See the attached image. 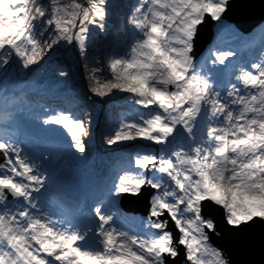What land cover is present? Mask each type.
<instances>
[{
  "label": "snow or ice",
  "instance_id": "6c2138e0",
  "mask_svg": "<svg viewBox=\"0 0 264 264\" xmlns=\"http://www.w3.org/2000/svg\"><path fill=\"white\" fill-rule=\"evenodd\" d=\"M228 2L131 6L125 29L131 43L108 59L107 76L94 66L86 79L92 96L127 94L128 103L144 110L121 119L105 143H146L90 205L63 201L59 214L43 211L49 177L42 161L58 154L41 153L38 163L19 141L0 134V264H228L210 243L217 226L205 203L222 208L234 229L264 222V47L242 64L233 63L236 49L210 50L197 60L194 48L198 26L206 18L223 23ZM108 7L109 0H0V70L13 64L30 70L61 44L87 56L92 29L107 32ZM259 36L264 44V27ZM239 38L246 45L254 40ZM23 87L0 88L6 121L23 111L14 107L22 102L31 111L27 92L15 95ZM36 107L43 126L62 129L75 153L86 155L84 120ZM146 189L152 190L148 214L129 228L117 200Z\"/></svg>",
  "mask_w": 264,
  "mask_h": 264
},
{
  "label": "rangeland",
  "instance_id": "374dc122",
  "mask_svg": "<svg viewBox=\"0 0 264 264\" xmlns=\"http://www.w3.org/2000/svg\"><path fill=\"white\" fill-rule=\"evenodd\" d=\"M135 2L136 0H109L108 18L106 21L107 32L102 33L95 28L92 29V39L89 41L87 56H80L78 49L75 47L61 44L59 45L61 47L60 53L53 55L52 60H50L48 65L44 64L42 67H37L36 69L29 71L13 64L7 69L6 73L3 70H0V88H5L6 86L5 90L9 93L12 92L14 86L22 84L24 87L20 88L15 95L20 96L21 92L28 90L29 88L27 87V84L29 83L26 84V81H24V78H27L32 84H37L42 87L36 89L34 92L47 93L51 98L54 96L63 98L62 101L56 102L57 104L50 105V101L35 102L34 99H29L27 94L26 100L31 102V111L28 110L29 106L22 102L20 108H22L23 111H19V115L15 117L14 122L18 123L19 127L24 128H21V131L30 133L37 143L39 142L48 146V149L43 153L51 152L53 154H58L55 158L49 157V160L42 161V163L45 164L42 167L46 170V174L49 177L48 182L57 189L67 192L69 196L78 197L80 189L83 187L91 194L98 193V189L101 188L99 187L100 181L102 178L106 177V173L110 168L111 162L106 159V153H111L110 157L113 156L117 160L124 159L125 163L130 155H134L140 151L141 145L146 143L136 141L113 146L107 145L105 143L106 136L114 130L120 120L132 118L129 114L131 108H134L137 111L144 110L138 109L128 103L125 99L127 94L115 93L113 94V96L115 95V98L112 101L114 103H125L126 110L124 112L121 110L117 111L112 119H108V106L113 102L108 101L106 104H100L98 106L92 105L91 100H94L93 96L88 91V86L83 82L84 80H88L86 77L88 76L91 67L94 66L104 67L105 72L102 75L107 76L106 64L108 59L114 55L122 53L125 47L131 43L130 35L127 36L130 38L127 43L126 41L116 43V41L119 37V30L130 28V26L126 24V18L131 6ZM119 4H121V6ZM123 4L124 9H122ZM121 9L124 10V12H121ZM222 21L223 23L215 22V29L222 31L225 34H229V30H233L237 33V31L230 25L226 24L223 19ZM112 29L115 30L113 34L110 32ZM106 35H109L111 37L110 40L112 39L113 42L107 41L105 38ZM220 43L221 44L219 45L218 43L214 49H227L224 47L222 40ZM85 65H88L89 67L86 68ZM62 66H64V69H66L68 73L66 78H61L57 75V72L59 69H62ZM74 70L75 72H78V76H80L77 80L69 78ZM72 85H75L76 88ZM70 99H79L83 101L85 107L83 108L81 105L76 108L77 110L72 109L73 107H71L69 102ZM37 104H44L54 110L71 112L87 123L90 135L85 138L87 146V153L85 156L82 157L80 154L75 153L74 149L70 147V138L62 129L56 128L53 130L51 127H45L40 123V120L37 119V117L42 116L43 113H41L36 107ZM106 120L109 122L105 123L108 131L105 130V133L98 131L97 122H106ZM152 147L155 148L156 146ZM133 148H135L134 152L132 151ZM33 156L38 163H41L40 155L36 156L34 154ZM110 186L111 184L109 187ZM136 205L139 207L142 206V204ZM118 206L119 199L116 204L117 210H119ZM135 214L136 216L134 218L138 219L141 216L146 217L148 212L145 215L139 211ZM169 226H171V224Z\"/></svg>",
  "mask_w": 264,
  "mask_h": 264
},
{
  "label": "water",
  "instance_id": "95a60500",
  "mask_svg": "<svg viewBox=\"0 0 264 264\" xmlns=\"http://www.w3.org/2000/svg\"><path fill=\"white\" fill-rule=\"evenodd\" d=\"M222 17L246 30V21L256 25L264 19V0H229ZM212 25L213 21L206 18L198 26L194 43L196 56L210 42ZM151 191L146 189L140 196L124 195L121 205L126 209H137L128 202L129 199L134 200L142 204L140 210L145 214L149 210ZM205 215L217 226L216 233H210V242L223 252L228 264H264V222L255 221L239 229L231 228L225 223L223 209L210 202L205 203Z\"/></svg>",
  "mask_w": 264,
  "mask_h": 264
},
{
  "label": "trees",
  "instance_id": "16d2710c",
  "mask_svg": "<svg viewBox=\"0 0 264 264\" xmlns=\"http://www.w3.org/2000/svg\"><path fill=\"white\" fill-rule=\"evenodd\" d=\"M117 1V0H116ZM116 3V2H115ZM60 51H61V47L60 46H58L57 47V50L56 51H54L51 55H50V57H46L45 58V61H42L41 62V64L40 65H36V66H33L32 67V69H30L29 71H31V70H33V69H35V68H37V67H39V66H43V64L45 63V64H49V62H50V60H52V57H53V55H57V54H59L60 53ZM62 70H65L66 71V69H64V67L62 68ZM78 72H75V70L74 71H72V73H71V77H69V78H72L73 80H77L78 78H80V76H78ZM68 79V78H67ZM66 79V80H67ZM87 86L89 85V81L87 80H84L83 81ZM29 86H33V85H29ZM74 88H76L75 87V85H72ZM34 88H35V86H34ZM89 93V92H88ZM113 96V95H112ZM112 96H109V97H105V98H103V99H101V98H99V97H95V96H93V98H94V103H95V105H100L101 103H104L108 98H112ZM72 102L73 103H75V104H81L82 102H80V101H75L74 99L72 100ZM103 131V130H102Z\"/></svg>",
  "mask_w": 264,
  "mask_h": 264
}]
</instances>
